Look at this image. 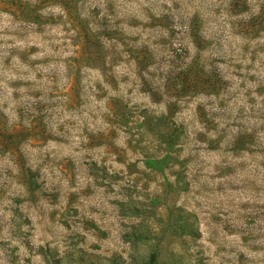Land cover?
Listing matches in <instances>:
<instances>
[{
  "label": "rangeland",
  "instance_id": "rangeland-1",
  "mask_svg": "<svg viewBox=\"0 0 264 264\" xmlns=\"http://www.w3.org/2000/svg\"><path fill=\"white\" fill-rule=\"evenodd\" d=\"M0 264H264V0H0Z\"/></svg>",
  "mask_w": 264,
  "mask_h": 264
}]
</instances>
